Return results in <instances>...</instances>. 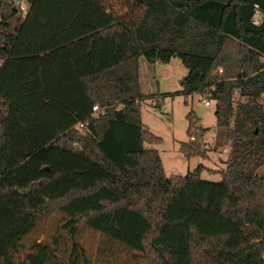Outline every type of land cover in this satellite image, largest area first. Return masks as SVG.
I'll list each match as a JSON object with an SVG mask.
<instances>
[{"label": "trees", "instance_id": "trees-1", "mask_svg": "<svg viewBox=\"0 0 264 264\" xmlns=\"http://www.w3.org/2000/svg\"><path fill=\"white\" fill-rule=\"evenodd\" d=\"M118 1L125 14L107 0H33L22 17L0 0V264H89L83 228L130 247L99 230L121 218L141 226L136 264H264V22H252L264 0ZM142 57L179 58L182 93L215 102L231 139L221 183L202 180L203 165L168 177L147 147L162 139L142 120ZM236 91L246 99L237 110ZM95 105L104 111L93 117ZM187 119L194 142L180 151L203 157L196 137L208 129L194 112ZM59 212L53 241L17 259L40 218ZM66 240L69 262L58 256Z\"/></svg>", "mask_w": 264, "mask_h": 264}, {"label": "rangeland", "instance_id": "rangeland-1", "mask_svg": "<svg viewBox=\"0 0 264 264\" xmlns=\"http://www.w3.org/2000/svg\"><path fill=\"white\" fill-rule=\"evenodd\" d=\"M107 1L109 4H113L115 9L121 11L120 13L127 12L121 1ZM24 15V13L20 14L22 17ZM12 25L14 28L17 23L13 22ZM223 70L221 68L218 74L222 75ZM187 74L188 70L179 58L172 59L170 63H150L144 57L139 59L140 88L141 92L148 96L141 105L142 120L150 132L162 139V143L147 147L159 151L168 177L186 176L203 165L206 170L202 173V180L221 183L223 181L221 172L227 168V161L231 153V139L227 135L221 137L220 131L217 129L215 102L209 107L204 104L205 99L210 100L209 95L203 97L196 94L186 97L182 93V80ZM245 100L236 91L233 98L235 110H237L238 104ZM262 101H264V97ZM190 112H194L201 122L199 126L208 129V132L203 138L196 137V142L198 139L201 140V147L206 155L187 159L180 151V147L182 143L194 142L191 141L187 133L189 127L187 115ZM234 122L235 117L232 120V128ZM258 174L264 176V167L259 170ZM97 204L98 199H88L83 203L71 206L64 212L72 215L78 210L96 207ZM64 217L65 215L59 212L48 218H40L34 233L23 241L27 249L22 250L16 258L22 259L30 254L31 247L36 243L52 242L59 223ZM99 230L115 232L131 248L118 242L109 241L103 233L86 226L81 232L80 240L87 252L89 264H136L129 258L139 253L141 226L138 221L131 218H121L115 223L102 221L99 223ZM71 254L72 243L70 240H66L62 243L58 256L69 262ZM69 264L71 263L69 262ZM79 264L86 263L82 259Z\"/></svg>", "mask_w": 264, "mask_h": 264}, {"label": "built area", "instance_id": "built-area-1", "mask_svg": "<svg viewBox=\"0 0 264 264\" xmlns=\"http://www.w3.org/2000/svg\"><path fill=\"white\" fill-rule=\"evenodd\" d=\"M27 0H15V6L18 7L20 9V11L22 13L27 12L28 9V3H26ZM253 24L257 27L262 26L263 22H264V13L260 11L259 7L256 6V11H255V15L254 18L252 20ZM264 62V60H263ZM213 103L212 100H204V104L209 107L211 106ZM104 110L102 108H100L98 105H95L93 107V117L98 116L100 113H102ZM75 129L77 131H82L84 129V123H79L75 126Z\"/></svg>", "mask_w": 264, "mask_h": 264}, {"label": "water", "instance_id": "water-1", "mask_svg": "<svg viewBox=\"0 0 264 264\" xmlns=\"http://www.w3.org/2000/svg\"><path fill=\"white\" fill-rule=\"evenodd\" d=\"M33 0H28V4H31ZM16 9V8H15ZM48 169V168H47ZM49 170V169H48Z\"/></svg>", "mask_w": 264, "mask_h": 264}]
</instances>
